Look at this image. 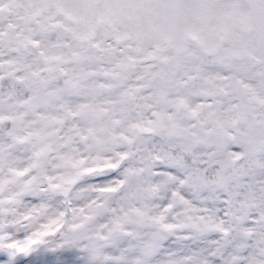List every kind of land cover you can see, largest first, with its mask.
I'll list each match as a JSON object with an SVG mask.
<instances>
[{
	"label": "snow or ice",
	"instance_id": "snow-or-ice-1",
	"mask_svg": "<svg viewBox=\"0 0 264 264\" xmlns=\"http://www.w3.org/2000/svg\"><path fill=\"white\" fill-rule=\"evenodd\" d=\"M0 264H264V0H0Z\"/></svg>",
	"mask_w": 264,
	"mask_h": 264
}]
</instances>
